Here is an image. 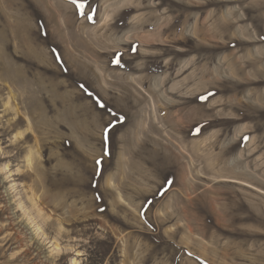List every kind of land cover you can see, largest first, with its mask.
<instances>
[{
	"label": "rangeland",
	"instance_id": "374dc122",
	"mask_svg": "<svg viewBox=\"0 0 264 264\" xmlns=\"http://www.w3.org/2000/svg\"><path fill=\"white\" fill-rule=\"evenodd\" d=\"M0 264H264V0H0Z\"/></svg>",
	"mask_w": 264,
	"mask_h": 264
},
{
	"label": "bare ground",
	"instance_id": "6f19581e",
	"mask_svg": "<svg viewBox=\"0 0 264 264\" xmlns=\"http://www.w3.org/2000/svg\"><path fill=\"white\" fill-rule=\"evenodd\" d=\"M45 1V0H44ZM57 3V2H56ZM44 4H47V2L46 3H44ZM54 4V3H53ZM46 6V5H45ZM55 9H56V5H55ZM53 10V9H52ZM56 11L57 10H53V13H55L56 14ZM58 13V12H57ZM57 15V14H56ZM53 17H54V19H53ZM53 20H54V22L56 21V17L55 16H52L51 17ZM55 24H56V31H58L60 28H61V26H60V24L59 23H56L55 22ZM233 63V62H232ZM234 64V63H233ZM234 66L237 68V70H236V68H235V72H236V74L240 71V69L234 64ZM30 160V159H29Z\"/></svg>",
	"mask_w": 264,
	"mask_h": 264
},
{
	"label": "snow or ice",
	"instance_id": "6c2138e0",
	"mask_svg": "<svg viewBox=\"0 0 264 264\" xmlns=\"http://www.w3.org/2000/svg\"><path fill=\"white\" fill-rule=\"evenodd\" d=\"M81 6H83V5H81ZM117 63H119V60H117ZM202 99H207V97H202ZM197 131H199V129H197ZM100 163H102V160L97 161V164H100Z\"/></svg>",
	"mask_w": 264,
	"mask_h": 264
}]
</instances>
